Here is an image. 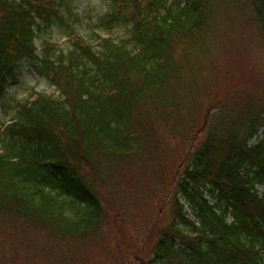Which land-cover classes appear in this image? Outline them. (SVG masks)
I'll use <instances>...</instances> for the list:
<instances>
[{
    "label": "trees",
    "instance_id": "1",
    "mask_svg": "<svg viewBox=\"0 0 264 264\" xmlns=\"http://www.w3.org/2000/svg\"><path fill=\"white\" fill-rule=\"evenodd\" d=\"M238 1L0 0V97L27 68L58 93L0 120V264L46 246L89 264L127 225L116 180L141 173L139 211L165 223L137 264H264V99L224 107L210 85L219 4ZM246 1L264 34V0Z\"/></svg>",
    "mask_w": 264,
    "mask_h": 264
},
{
    "label": "rangeland",
    "instance_id": "2",
    "mask_svg": "<svg viewBox=\"0 0 264 264\" xmlns=\"http://www.w3.org/2000/svg\"><path fill=\"white\" fill-rule=\"evenodd\" d=\"M101 1L80 0V6L96 14L104 8ZM219 9L220 14L216 22L217 42L213 54L215 68L212 70V76L207 73L214 82L210 85L218 96L225 98L219 101L224 107L231 103L245 105L249 101L254 105L253 101L258 98L264 99V34L248 1L225 2L219 4ZM121 33H117L116 36ZM54 38L57 41L62 40L58 34H55ZM36 92L58 96L54 88L27 68L21 81L9 87L0 97V120L5 123L12 120L16 105L31 101ZM262 132L259 133V137L262 136ZM163 147L167 153L175 147L183 153L185 142L179 137L173 139L166 136ZM116 182L124 195L133 198L123 206L127 225L120 222L108 223L105 227L107 232L104 243L99 241L92 247L93 252L87 253L89 264H123V258L128 254L131 257H126V260L130 264H137L139 262L137 258L146 257L160 224L165 223L163 218H159V223L156 222L158 207L155 203L144 204V214L139 211L137 196L140 193H136L135 190L146 182L145 173ZM46 248L53 252L35 255L32 261L27 259L26 264H54L51 260L58 254V250H55L54 246Z\"/></svg>",
    "mask_w": 264,
    "mask_h": 264
}]
</instances>
